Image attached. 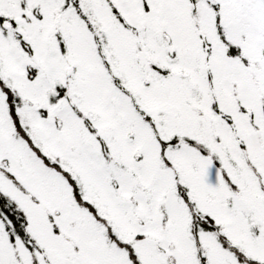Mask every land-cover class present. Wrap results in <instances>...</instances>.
Returning <instances> with one entry per match:
<instances>
[{
	"label": "snow or ice",
	"instance_id": "6c2138e0",
	"mask_svg": "<svg viewBox=\"0 0 264 264\" xmlns=\"http://www.w3.org/2000/svg\"><path fill=\"white\" fill-rule=\"evenodd\" d=\"M0 264H264V0H0Z\"/></svg>",
	"mask_w": 264,
	"mask_h": 264
}]
</instances>
